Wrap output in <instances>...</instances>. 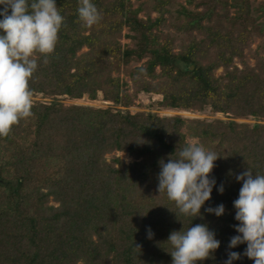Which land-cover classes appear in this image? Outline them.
Listing matches in <instances>:
<instances>
[{
  "label": "trees",
  "instance_id": "1",
  "mask_svg": "<svg viewBox=\"0 0 264 264\" xmlns=\"http://www.w3.org/2000/svg\"><path fill=\"white\" fill-rule=\"evenodd\" d=\"M154 1L151 18L140 17L131 0H91L101 20L85 28L78 0H55L63 17L57 44L28 82L33 95L52 101L32 103V115L0 137V264H172L168 236L186 230L192 218L157 192L158 161L167 162L187 139L220 155L210 178L224 188L221 194L213 187L192 220L220 241L197 264H224L228 251L241 254L233 264H253L242 255L246 244L229 249L228 243L238 234L233 201L241 182L235 176L248 169L264 175V124L131 114L128 108L145 93L161 95L153 105L164 110L209 107L264 119V44L261 54L251 49L254 39H264V0L255 8L250 0H182L169 24L181 36L160 30L173 0ZM122 37L129 43L121 44ZM98 93L125 110L58 100L94 101ZM219 204L225 209L219 218L204 211Z\"/></svg>",
  "mask_w": 264,
  "mask_h": 264
},
{
  "label": "clouds",
  "instance_id": "2",
  "mask_svg": "<svg viewBox=\"0 0 264 264\" xmlns=\"http://www.w3.org/2000/svg\"><path fill=\"white\" fill-rule=\"evenodd\" d=\"M77 17L85 28L96 25L101 14L91 0H78ZM63 24L55 0H0V137L6 136L20 120L32 115V91L29 80L37 70L38 60L48 63L55 50L58 32ZM220 158L215 151L198 142L188 143L158 161L157 192L165 194L179 214L201 216V208L211 198L216 186L210 173ZM241 182L238 198L233 201L234 225L237 235L230 238L228 248L246 244L243 256L253 264H264V175L251 170L235 176ZM204 211L216 217L224 215L223 204L206 207ZM177 216V213H175ZM169 234L167 243L172 264H197L210 258L220 246L215 233L206 224H192ZM148 238L152 232L147 230ZM240 253L228 251L224 264H233Z\"/></svg>",
  "mask_w": 264,
  "mask_h": 264
},
{
  "label": "rangeland",
  "instance_id": "3",
  "mask_svg": "<svg viewBox=\"0 0 264 264\" xmlns=\"http://www.w3.org/2000/svg\"><path fill=\"white\" fill-rule=\"evenodd\" d=\"M154 0H131V4L134 8L140 7L141 12L139 14L140 17H144V15L148 14L149 17L154 18L156 16V13L153 11L154 8ZM181 3L184 5V2L182 0H173L170 5H167L166 8H168L170 14L164 15V21H163V26L160 28L162 32H169L171 34H176L179 35L172 27L169 26V24L173 23L175 21L176 17V10L178 9V6L176 4ZM253 3L254 8L258 6L260 3V0H250V4ZM187 7V6H186ZM188 8V7H187ZM264 19V17H261L260 20ZM259 20V21H260ZM125 30H123V35L125 34ZM121 44H127L129 43L128 39L122 37L120 40ZM264 44V39H254L251 49L257 51L259 54H261L262 51V46ZM86 51L85 49L82 50V52ZM246 60H248L249 64L252 66L253 61L248 57V55L245 57ZM234 65L238 68L241 69L242 66L239 64L238 61L235 60ZM138 66L137 63L132 64V67ZM222 69H217L214 71L215 76H220L222 74ZM113 76H117L116 73L112 74ZM119 77L123 79L129 86L131 85L129 79L125 76H123V73L121 72L119 74ZM162 97L161 95H153V94H145V93H140L138 95V99L135 102V104L128 108V111L131 114H136V113H156L158 116L161 117H171V116H180L182 119H198V120H206L208 122L214 121V120H220L227 122L229 120H233L236 123L239 124H264V119H257L255 120L254 118H234L231 115H224V114H219V113H214L211 111V108L207 107L205 108L202 112H188V111H183V110H164L157 108L156 106L153 105V103L157 101H161ZM58 100L64 104V105H79V106H86V107H91L95 109H110L112 112H116L117 110H122L124 111L125 109L121 107H117L113 105L110 102H106L103 100L102 95L100 93L97 94V98L94 101H91L87 99V97H83L82 99L79 100H70L66 97H58ZM52 101L51 98L44 97L39 94H34L32 95V103L40 102L43 104H49ZM188 143L196 142V139H187ZM115 156L120 157L125 164H129L132 162V159L125 153H116ZM110 156H107V159ZM49 204H52L53 206H57L55 202L49 198Z\"/></svg>",
  "mask_w": 264,
  "mask_h": 264
}]
</instances>
